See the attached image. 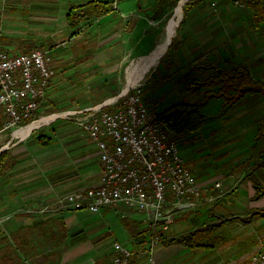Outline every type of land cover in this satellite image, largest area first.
<instances>
[{"label":"crops","instance_id":"obj_1","mask_svg":"<svg viewBox=\"0 0 264 264\" xmlns=\"http://www.w3.org/2000/svg\"><path fill=\"white\" fill-rule=\"evenodd\" d=\"M178 5L171 66H187L183 81L193 71L188 96L200 98L186 102L203 101L205 118L179 133L180 147L198 181L215 193L220 180L224 195L180 212L153 254L149 219L136 208L41 212L102 174L97 144L57 120L3 147L11 162L0 169V264H109L116 241L136 251L129 264H249L264 244V0H0V40L14 53L52 48L56 73L39 114L79 109L85 93L118 95L116 76L157 47Z\"/></svg>","mask_w":264,"mask_h":264},{"label":"built area","instance_id":"obj_2","mask_svg":"<svg viewBox=\"0 0 264 264\" xmlns=\"http://www.w3.org/2000/svg\"><path fill=\"white\" fill-rule=\"evenodd\" d=\"M53 58L52 48L14 53L0 40V132L36 119L56 73ZM51 114L50 121L68 118L97 144L102 174L97 182L44 204L38 208L41 212L82 208L99 212L109 205H128L149 219L145 251L153 254L180 212L203 206L205 194L210 199L224 195L220 180L213 185L220 189L215 193L198 181L182 154L179 133L147 104L142 83L99 103ZM114 249L109 264H129L136 254L120 241ZM249 264H264V244Z\"/></svg>","mask_w":264,"mask_h":264},{"label":"rangeland","instance_id":"obj_3","mask_svg":"<svg viewBox=\"0 0 264 264\" xmlns=\"http://www.w3.org/2000/svg\"><path fill=\"white\" fill-rule=\"evenodd\" d=\"M182 8H183V5H182ZM176 10L177 9H175L173 11L170 18H168L165 22L164 29H163V31H164L163 35L164 36H165L167 24H168L169 20L176 13ZM182 20H183V14H182V17L179 20L178 25L176 27L175 35L178 32L179 25L181 24ZM175 35L172 37V40L174 37H176ZM164 36H163V38H164ZM172 40H171V42H172ZM170 44L168 46L169 49L167 48L165 53L162 55L163 57H160L159 61L154 66H151L146 72H144V74L141 76V78H139V79L137 78L135 80V82H133L132 85L130 86V88H131L135 84L142 83L143 90H144V97H145L147 104L158 112H161V111L167 109L168 107H170L175 102H178L179 100L196 101L198 98H200L198 93H195L194 96H188V92H187V90H188V88H187L188 79H187V76H189V77L192 76L193 71L192 70L186 71L185 77H186L187 81H183L182 78L179 79L181 74H179L180 72L178 69L180 67L185 69L187 66H184V65L180 66L178 64L171 66V62L173 60V57H172V53L169 54L168 52L170 51L171 46H173V48L178 46L179 37H177L174 40V43L171 46H170ZM136 62H137V60H133V62L124 65L122 67L121 71L119 72V74L116 76V78L118 77V79L115 83H113L112 87H114V86L118 87L119 90H118L117 94H119L121 91H123L125 89L127 82L129 81V76L131 75L133 70H136V66L138 65V63L136 64ZM158 69H162L161 74L164 73V75H161V77H159L160 75L158 74V71H159ZM52 80H53V78H52ZM51 83H52V81H51ZM100 85L110 86L111 82H109L108 80H105V81L101 80L97 86H100ZM180 85H183V86L178 91H174V89L178 88ZM112 87H108L109 89L107 88V90H110V88H112ZM169 88H171V90H169ZM85 94H87V96L82 97V98H80V96L77 97V99L84 101L82 103L83 105L86 104V105L90 106V104L93 105V103L94 104L96 102L98 103V101H100V100L102 101L103 99L107 98V97L106 98H100V97L90 96V95H88V93H85ZM64 97H66V96L64 95L63 98ZM75 99L76 98L73 97V98H69L68 100L76 101ZM43 101H45V100H43ZM212 105L219 106L217 103H213ZM85 107H87V106H85ZM68 109H75V108H67L64 110H68ZM55 111H57V110H55ZM55 111H52V112H55ZM52 112H48V113L41 112V114H39L40 112L39 113L37 112V116L35 118L39 119L41 116L49 115ZM57 120H69V119L65 118V117H60L54 121L49 120V121L43 122L40 126L33 129L30 132V134L38 131L39 129H42L45 125L50 124L52 122H55ZM15 129L16 128L13 127V128H8L7 130H3L0 132V150L3 149V147H5V146L11 145V143H13L14 141H16L20 138L19 136L13 135L14 134L13 132ZM182 138H184V137H181V143H182ZM10 140H12V142L8 143ZM186 143H188V141ZM0 218H1V214H0Z\"/></svg>","mask_w":264,"mask_h":264},{"label":"bare ground","instance_id":"obj_4","mask_svg":"<svg viewBox=\"0 0 264 264\" xmlns=\"http://www.w3.org/2000/svg\"><path fill=\"white\" fill-rule=\"evenodd\" d=\"M176 9H177L176 13L174 14V16L172 15L173 17L169 20L167 24L165 36L161 40V42L157 45V47L154 50H152L149 54L142 56L139 59L136 58L137 59L136 64L138 63V65L136 66V70H133L131 75L129 76V81L127 82L125 90L129 88L137 78L138 79L141 78L144 72H146L151 66H154L159 61L160 57L165 53L170 40L175 34L177 24L183 14L182 5H179ZM52 117L53 115L51 114V115L42 116L39 119H35L29 122L28 124H26L25 126L16 129L14 131V134L19 137H26L28 134H30V132L33 129L40 126L43 122L50 120Z\"/></svg>","mask_w":264,"mask_h":264},{"label":"trees","instance_id":"obj_5","mask_svg":"<svg viewBox=\"0 0 264 264\" xmlns=\"http://www.w3.org/2000/svg\"><path fill=\"white\" fill-rule=\"evenodd\" d=\"M171 42L170 46L172 45ZM169 49V48H168ZM229 74H227L228 76ZM220 81H215L218 83ZM248 86H245V89ZM260 89H263L261 86ZM202 102L189 103L186 101H178L172 104L167 109L160 112V115L166 119L170 125L178 132L184 133L189 131H194L198 129L204 122V115L200 110V105ZM59 111V109H57ZM55 111V110H52ZM49 111V112H52ZM31 119L25 121L28 122ZM8 150H3L0 152V169H5L11 162V156L9 157ZM1 260V259H0ZM2 261V260H1ZM0 261V263H1Z\"/></svg>","mask_w":264,"mask_h":264},{"label":"water","instance_id":"obj_6","mask_svg":"<svg viewBox=\"0 0 264 264\" xmlns=\"http://www.w3.org/2000/svg\"><path fill=\"white\" fill-rule=\"evenodd\" d=\"M177 25H178V24H177ZM174 35H175V34H174ZM171 40H172V39H171ZM171 40H170L169 44L171 43ZM169 44H168V46H169ZM167 48H168V47H167ZM167 48H166V50H167ZM2 150H4V149H1V151H2Z\"/></svg>","mask_w":264,"mask_h":264}]
</instances>
